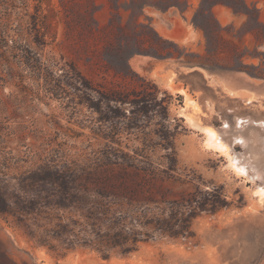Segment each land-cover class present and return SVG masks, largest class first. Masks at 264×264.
Returning a JSON list of instances; mask_svg holds the SVG:
<instances>
[{"label": "trees", "instance_id": "trees-1", "mask_svg": "<svg viewBox=\"0 0 264 264\" xmlns=\"http://www.w3.org/2000/svg\"><path fill=\"white\" fill-rule=\"evenodd\" d=\"M177 1L124 0V6L118 0L108 2L115 12L105 25L95 18L96 10L91 13L90 64L100 62L105 74L115 78L110 82L89 78L74 61L46 51L55 33L38 3L14 34L9 23L0 22V81L9 77L31 99L60 101L72 113L85 107L90 132L102 142L89 152H77L76 146H11L18 126L0 98V217L28 241L51 251L82 248L102 258L127 255L157 239H193L198 219L244 204L242 194L230 198L224 183L179 161L177 140L186 128L183 118L172 114L174 96L134 71L129 61L138 54L174 58L264 78V56L256 65L245 64L248 55L259 56L256 47L253 52L241 50L223 33L230 27H222L212 13L218 3L248 16L249 8L245 0L241 6L215 0L208 9L211 19L205 22L197 18L204 13L201 0L192 23L205 39L202 55L140 20L146 6L182 10ZM121 8L129 22H124ZM253 8V26L241 34L250 33L261 43L264 22ZM223 53L227 64L214 58Z\"/></svg>", "mask_w": 264, "mask_h": 264}, {"label": "rangeland", "instance_id": "rangeland-1", "mask_svg": "<svg viewBox=\"0 0 264 264\" xmlns=\"http://www.w3.org/2000/svg\"><path fill=\"white\" fill-rule=\"evenodd\" d=\"M116 1L41 0L38 3L36 0H0V22L9 23L12 28L9 32L14 34V28L19 24L24 26L28 21L25 13L33 12L38 3L41 11L49 15L52 33H55V40L46 47V51L74 61L89 78L101 81L104 77L110 82L115 78L105 74L100 62L90 64V15L96 10L95 18L99 24H107L115 12L108 2ZM118 1L125 5L124 0ZM213 1L204 0V13L197 15L198 20L208 22L211 19L208 9ZM221 1L237 6L242 4V0ZM245 1L249 16L235 13L224 3L215 4L212 13L222 27H230L223 33L241 50L247 48L248 52H253L256 47L259 56L248 55L244 59L245 64L256 65L264 56V41L255 43L250 33L241 34V31L253 26V7L258 8L260 19L264 22V0ZM177 2L182 10L176 6L168 9L146 6L140 20L150 22L162 36L203 55V33L192 23L201 0ZM120 12L124 22H129L128 13L122 8ZM247 19L249 22L244 26ZM23 36L25 39L26 35ZM224 45L228 48L230 43L225 42ZM214 58L220 64L230 62L225 53ZM129 62L134 71L152 79L174 96L172 114L182 117L186 128L177 140L179 161L195 167L207 179L224 183L230 198L236 200L242 194L244 204L198 219L193 239H157L142 244L130 254L114 253L109 258L82 248L67 252L48 250L28 241L19 230L0 217V264H264V197L259 199L253 194L256 187L264 186V130L257 123L246 122L247 119L264 122V78L238 71L242 74L240 76L246 77L245 80L237 81V77L231 76L230 80H226L228 84L209 79L207 82L200 75L185 69L189 64L174 58L159 59L138 54ZM179 62L180 66H177ZM2 69L6 75L5 64ZM169 85L175 89L185 88L188 95L171 90ZM25 93L9 77L5 82L0 81V98L6 103L5 113L12 118L13 125L18 126L11 146H76L74 150L77 152H89L102 144L90 132V111L85 107H79L80 110L72 113L60 101H38ZM248 98L251 103L246 101ZM190 99L193 102H189ZM183 113L192 117L197 126L191 125ZM240 120H243V126L237 123ZM200 126L210 127L220 135L232 156L245 167L247 175L236 174L228 167L224 155L203 146ZM238 135L246 138L247 144L236 142Z\"/></svg>", "mask_w": 264, "mask_h": 264}, {"label": "bare ground", "instance_id": "bare-ground-1", "mask_svg": "<svg viewBox=\"0 0 264 264\" xmlns=\"http://www.w3.org/2000/svg\"><path fill=\"white\" fill-rule=\"evenodd\" d=\"M204 76L209 79V80H213L214 78L218 77L221 78V75H216V73H208L205 70H202ZM224 75H228V74H224ZM242 75L240 72L236 71L235 75H228V76H233V77H237L236 80L240 81V80H245L246 77L244 76H240ZM248 79H252L251 77H249ZM236 86H244L243 84H236ZM247 87V86H246ZM169 88L171 90H176L179 94H182L184 96H187L188 93L186 91L185 88H177L175 89L173 86L169 85ZM251 90V89H250ZM253 91V90H251ZM231 93V92H230ZM246 101H248L249 103L252 102L251 99H247ZM189 102H193L192 99L189 100ZM247 102V103H248ZM183 116L186 118V120L193 126H197L196 124H194L192 122V117H190L189 115L183 113ZM248 124L251 122H254L255 124H259L260 128H262L264 130V122L262 120L255 122L254 120L250 121V119H247L246 121ZM240 126H243V120H240L237 122ZM199 130L201 131V133L203 134V146H205V148L216 151L222 155L225 156V158L227 159V165L228 167L235 172L238 175H247V171L245 169L244 166H241L242 164H239L238 160L236 159V157L232 156V154L230 153V149L229 147H227L228 145L222 140V138L220 137V135H218L217 132H215L213 129H211L210 127L207 126H200ZM264 134V133H263ZM257 137V135H256ZM256 139V138H255ZM259 139V137H258ZM257 140V139H256ZM235 141L238 143H241L242 145L247 144V139L244 138L242 135H238L235 137ZM260 142V141H259ZM263 142H264V137H263ZM255 143V142H254ZM259 147V146H258ZM254 195L258 196L259 199L264 197V186H258L256 187V189L254 190Z\"/></svg>", "mask_w": 264, "mask_h": 264}, {"label": "water", "instance_id": "water-1", "mask_svg": "<svg viewBox=\"0 0 264 264\" xmlns=\"http://www.w3.org/2000/svg\"><path fill=\"white\" fill-rule=\"evenodd\" d=\"M177 66H180V62ZM185 69L189 70L191 73L195 74V75H200L205 81L208 82L207 78L204 76L202 70H205L208 73H216V74H228V75H235V70H229L228 72H224V71H215V70H210L207 69L203 66L200 65H189L187 67H185Z\"/></svg>", "mask_w": 264, "mask_h": 264}, {"label": "crops", "instance_id": "crops-1", "mask_svg": "<svg viewBox=\"0 0 264 264\" xmlns=\"http://www.w3.org/2000/svg\"><path fill=\"white\" fill-rule=\"evenodd\" d=\"M216 75H217V76H218V75H221V76H220L221 78L216 77V78H214L213 80H214L215 82H221V83H224V84H228V82H226V80L228 81V80H230V78H232L231 76L224 75V74H216ZM228 88L231 89L230 86H229ZM230 89H228V90H230ZM231 91H232V90H231Z\"/></svg>", "mask_w": 264, "mask_h": 264}]
</instances>
